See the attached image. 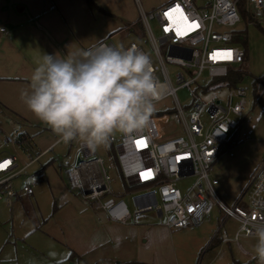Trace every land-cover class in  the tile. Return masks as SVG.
<instances>
[{"label":"built area","instance_id":"1","mask_svg":"<svg viewBox=\"0 0 264 264\" xmlns=\"http://www.w3.org/2000/svg\"><path fill=\"white\" fill-rule=\"evenodd\" d=\"M243 1L252 7V16L264 19V0H172L151 13L139 5L143 29L156 58V62L151 61L161 84L163 98L159 102L173 99L172 113L181 120L183 135L162 141L154 115L160 114L161 119L167 115L158 112L151 115L147 127L118 138L111 136L123 184L131 190L125 195L112 192L108 169L96 148L80 143V161L67 170L70 187L95 209L104 211L112 223L135 225L144 214L154 213L160 225L182 230L199 226L218 207L226 220L237 221L240 229L242 225L249 227L248 233L236 232V241L241 236L255 237L252 225L264 223V162L232 207L217 195L219 180L212 173L248 104L247 90L225 81L245 56L236 45L235 31H229L242 21ZM151 21L157 22L159 37ZM1 34H8L6 28H0ZM98 44L113 45L109 41ZM133 45L143 51L136 43L129 46ZM170 67L176 69L174 79ZM226 87L223 100L220 95ZM179 89L188 91L192 99L189 106H182ZM4 144L16 148L22 141L19 136H7ZM32 163L20 168L16 156H0V199L19 194L14 181ZM190 178L195 179L190 186L179 187V182ZM20 193L31 196L33 187L25 185ZM128 195L130 204L125 200Z\"/></svg>","mask_w":264,"mask_h":264},{"label":"rangeland","instance_id":"2","mask_svg":"<svg viewBox=\"0 0 264 264\" xmlns=\"http://www.w3.org/2000/svg\"><path fill=\"white\" fill-rule=\"evenodd\" d=\"M139 1L143 10L151 13L158 9L156 3L160 0ZM249 10L252 14V7L249 6ZM125 16L134 23L141 20V12L135 0H131L126 7ZM252 18L253 21L245 20L241 15L242 21L234 30H229L235 31V34L241 30L246 31L247 47L244 49L236 42L237 47L246 54V63L242 67L247 71L244 80L238 81L237 85L247 90L248 104L243 120H239L242 126L236 130L237 132L232 133V136L237 134L236 140L239 143L222 152L212 172L219 180V185L215 187L217 195L228 207H232L241 197L250 183L251 176L264 162V96L258 102L254 86V79L264 75V19L254 16ZM257 23L260 25H256ZM151 27L159 37L157 22L151 21ZM136 31H141L142 35ZM113 41L117 46L123 47L134 42L150 55L153 62H156L155 54L142 28H134V31L124 30ZM169 73L174 79L176 69L170 67ZM227 89L228 87L220 95L223 100ZM177 96L183 107L189 106L192 102L186 89H179ZM174 106L171 97L156 105L154 113L164 112L167 115L163 119L160 114L154 115L157 118V128L162 134V141L183 135L181 120L172 113ZM0 129L5 133L0 130L1 157L16 156L20 168L34 159L26 173L14 181L15 189L31 185L34 195H22V199L0 200V264H88L79 257L71 259V249H68L67 244L49 234L50 224L61 232L65 230L64 228L68 230L70 227L78 226L82 215L84 217L90 213L93 216L95 214L86 202L69 189L68 184L67 168L76 156L80 155L81 141L74 140L68 143L59 141L53 145V151L35 161L37 154L45 150L48 144L44 142L49 141L52 134L58 139L54 132H51L47 139L41 140L37 127L28 126L26 130L6 114H0ZM24 131L32 136L33 142L31 140L29 144L16 148L4 144L5 136L14 137ZM121 134L114 132L112 136L118 138ZM112 147L108 142L106 146L96 148V153L103 158L108 169L112 192L125 195L131 190L124 186L120 172L114 164ZM44 167H47V180L37 181L36 174ZM194 181V178H190L179 182V187L184 189ZM125 200L130 204V195L126 196ZM244 201H247V197ZM85 205L88 206L87 209ZM241 206L245 207V204L242 203ZM55 209L58 210L54 212ZM146 217L152 218L150 225L153 226V231L150 237H144V240L151 239L154 248L152 257L157 264H235V262L244 264L251 261H253L251 264H258L253 250L256 238L241 236L236 241L235 234L240 229V224L232 218L226 220L225 214L218 207L202 220L201 225L197 227L190 225L189 228L182 230H171L156 225L160 220L154 213ZM93 222L99 225L98 220L94 219ZM142 223L144 220H141ZM93 232V228L87 224L80 225L78 229L81 235H92Z\"/></svg>","mask_w":264,"mask_h":264},{"label":"crops","instance_id":"3","mask_svg":"<svg viewBox=\"0 0 264 264\" xmlns=\"http://www.w3.org/2000/svg\"><path fill=\"white\" fill-rule=\"evenodd\" d=\"M92 1L96 5L93 9L88 7L86 0H0V28H6L8 32L7 35H0V114L8 115L26 130L28 126L37 127L41 140L47 139L53 131L27 108L20 93L28 89L31 74L42 62L43 56L57 54L62 57L68 51L87 50L102 41L117 46L113 41L115 37L123 33L127 24L134 23L125 16L131 0ZM170 1L160 0L156 6L160 8ZM135 3L140 10V1L138 4L135 0ZM50 137L49 141L44 142L48 145L37 154L39 158L36 161L53 151V145L60 141L53 134ZM80 156L81 153L68 168ZM46 180L45 171L43 181ZM21 189H15L19 194L14 198L22 199L24 194L20 193ZM69 189L95 212L94 216L92 213L84 217L82 215L78 226L68 230L64 228L66 231L60 232L50 224L49 234L67 244L68 249H71V259L79 257L88 264H157L152 257L154 248L151 239L144 240L153 231L150 225L152 218L146 215L153 213L144 214L135 225L112 223L104 211L95 209L93 203L79 196L70 184ZM85 208L88 206L85 205ZM94 219L98 220L99 225L94 224ZM141 220L144 223L141 224ZM82 224L92 227L93 234H79L78 229ZM156 225L159 226V222Z\"/></svg>","mask_w":264,"mask_h":264},{"label":"clouds","instance_id":"4","mask_svg":"<svg viewBox=\"0 0 264 264\" xmlns=\"http://www.w3.org/2000/svg\"><path fill=\"white\" fill-rule=\"evenodd\" d=\"M20 96L60 141L79 140L93 149L106 146L114 132L147 127L163 98L150 55L134 45L104 44L62 57L45 54ZM252 228L254 255L264 264V223Z\"/></svg>","mask_w":264,"mask_h":264},{"label":"trees","instance_id":"5","mask_svg":"<svg viewBox=\"0 0 264 264\" xmlns=\"http://www.w3.org/2000/svg\"><path fill=\"white\" fill-rule=\"evenodd\" d=\"M86 3L88 5V7L90 9H93L96 7V5L94 4V2L92 0H86ZM241 15L242 18L245 20H249V21H253L254 18H252V14L250 12V10L248 11V5H246V3H244V1L241 3ZM256 25H260V24H256ZM134 28H142L143 29V25H142V21L138 20L135 23L132 24H127L125 26V30H133ZM137 34L139 33L141 34V31H136ZM235 41L237 43H239L244 49L247 47V35H246V31L245 30H241L238 31L237 34L235 35ZM246 63V54L244 56V60L241 64H239L238 66L240 67H235L230 71L229 76L225 79V81L230 85V86H235L237 85L238 81L241 82L242 80H244V77H246L247 71L244 69V67H242L244 64ZM254 86H255V92L258 94V102L261 101L262 97L264 96V75H262L261 77L255 78L254 79ZM242 126V124L239 125L237 131L239 130V128ZM236 131V132H237ZM237 134H234L228 145L225 146L222 149V152L225 151L226 148H232L234 146H236L239 141L236 140ZM19 138L22 141L21 146H24L25 144H29L32 140V137L29 136L27 133L25 132H21L19 135ZM109 143L113 146L112 147V152H113V161L114 164L116 165L118 171L120 172L121 175V168H120V163L118 161V158L116 156V152L114 148V144L109 140ZM45 171H46V167H44L39 173L36 174L37 180H41L43 181V178L45 179ZM122 176V175H121ZM57 211V209L54 210V212ZM72 256V254H71ZM253 261H251L250 263H244V264H251ZM235 264H241L239 262H235Z\"/></svg>","mask_w":264,"mask_h":264},{"label":"snow or ice","instance_id":"6","mask_svg":"<svg viewBox=\"0 0 264 264\" xmlns=\"http://www.w3.org/2000/svg\"><path fill=\"white\" fill-rule=\"evenodd\" d=\"M0 167H3V165H0ZM143 175V174H142Z\"/></svg>","mask_w":264,"mask_h":264},{"label":"water","instance_id":"7","mask_svg":"<svg viewBox=\"0 0 264 264\" xmlns=\"http://www.w3.org/2000/svg\"><path fill=\"white\" fill-rule=\"evenodd\" d=\"M80 161V159H78V162Z\"/></svg>","mask_w":264,"mask_h":264}]
</instances>
